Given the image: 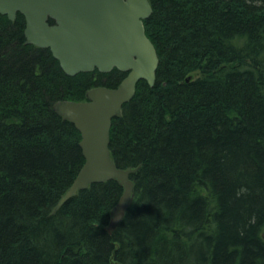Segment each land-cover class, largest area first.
Here are the masks:
<instances>
[{
	"label": "trees",
	"instance_id": "16d2710c",
	"mask_svg": "<svg viewBox=\"0 0 264 264\" xmlns=\"http://www.w3.org/2000/svg\"><path fill=\"white\" fill-rule=\"evenodd\" d=\"M149 1L159 65L112 121L111 155L135 169L112 233L116 180L56 209L85 157L54 106L127 73L68 75L0 14V264H264V0Z\"/></svg>",
	"mask_w": 264,
	"mask_h": 264
},
{
	"label": "water",
	"instance_id": "95a60500",
	"mask_svg": "<svg viewBox=\"0 0 264 264\" xmlns=\"http://www.w3.org/2000/svg\"><path fill=\"white\" fill-rule=\"evenodd\" d=\"M153 12L149 0H0V14L26 18L27 41L50 48L68 75L117 68L127 75L117 87L95 86L87 100L59 101L54 108L81 132L85 162L56 209L96 182L116 180L123 193L107 228L112 233L134 198V168L118 167L111 155L113 118L136 93L140 80L153 86L159 65L145 20ZM54 22L51 23L50 20Z\"/></svg>",
	"mask_w": 264,
	"mask_h": 264
},
{
	"label": "bare ground",
	"instance_id": "6f19581e",
	"mask_svg": "<svg viewBox=\"0 0 264 264\" xmlns=\"http://www.w3.org/2000/svg\"><path fill=\"white\" fill-rule=\"evenodd\" d=\"M69 188H70V187H69ZM69 188H68V189H69ZM66 192H67V191H66ZM66 192H65V193H66ZM78 192H79V191H78ZM111 219H112V217L110 218L108 224L106 225V228H108V226H109V224H110V222H111ZM115 228H116V227H115ZM108 232H109V231H108Z\"/></svg>",
	"mask_w": 264,
	"mask_h": 264
}]
</instances>
